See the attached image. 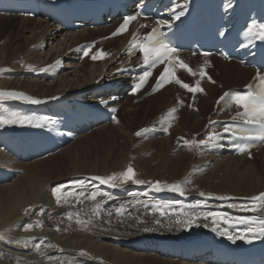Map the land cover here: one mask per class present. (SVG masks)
I'll return each instance as SVG.
<instances>
[{
  "label": "bare ground",
  "instance_id": "1",
  "mask_svg": "<svg viewBox=\"0 0 264 264\" xmlns=\"http://www.w3.org/2000/svg\"><path fill=\"white\" fill-rule=\"evenodd\" d=\"M13 19H18L20 22L0 27V40L6 38L0 47V69H3L0 71V91L23 93L26 97L41 102L44 99L82 88L101 76V70L106 67V62H89L88 59L83 58L79 64L73 65L71 55L65 54V51L69 45H76L108 34L109 32H104L107 28L80 30L68 35L62 30V39L56 40L61 31L56 24H48L46 20L37 17L0 15V21ZM28 30L31 31L30 36L22 37V42L16 43L15 40L21 33ZM2 34L6 35L2 36ZM121 39L108 40L104 43L105 47H115ZM44 45L50 47L42 54L40 50L44 48ZM58 57H64L63 69H58L59 66L53 67L45 73L51 78L42 79L46 82L40 81L39 69ZM212 58L211 72L206 75L201 85L203 91L194 107L190 108L189 103L185 104L186 89L181 86L177 89L180 110L184 111L183 115L180 114L178 129L173 128L167 137L152 138L154 140L148 143L149 147L152 144L159 153L164 154L165 151H170L176 155L181 154L175 160L178 172H171L167 176L164 175L167 172L160 173L158 177H153L152 174L147 176L145 171L149 170L147 161L150 159L146 160L144 153H148L149 149L143 146L137 151L129 149L117 155L114 153V157H111L114 163L109 165L107 164L108 156L102 158V167L99 169L97 164L86 171L79 169L75 165L78 153L71 151L73 150L71 147L90 135L79 136L75 142L63 146V149L47 157L44 156L47 155L50 147L36 156L25 151L17 152L10 157L0 150L1 181L17 172L21 173L17 178L13 177L12 182H3L0 185V237H2L0 238V264H203L198 261L185 262L175 257L162 256L157 252L137 250L132 243H137L136 239L142 236L176 240L192 239L208 232L216 223L228 221L224 217L217 219L214 224L211 216L203 215L206 214L205 212L191 210L188 206L175 209L169 204H164L158 207L149 202L148 192L181 193V191L170 190L168 187V185L179 184L183 194L204 193L206 196L228 198L253 197L264 189V148L257 151L262 161L261 165L256 160L247 159L253 153L239 157L226 155L217 163H211L213 167L206 169L208 171L210 168V171L206 173L204 171L203 175L200 174L197 177L192 176L193 171L190 169L196 171L198 165L205 160L212 162L213 157L206 159L200 156L198 144L186 145L188 152L177 148L178 144L184 143V140L197 141V138L191 136L201 131L212 119L211 113L217 97L226 89L244 86L253 74L252 69L242 67L233 61L223 62L216 57ZM73 68V72L83 73L80 84L75 81L71 83L67 78L73 72L61 73L65 69ZM177 77H182L181 81L186 84L194 81V78L183 68H180ZM46 79L51 82H47ZM173 95V89L169 87L148 98L147 101L143 100L137 106L132 104L131 96H126L120 102V109L125 106L123 119L128 122H123L124 125H122L123 123L119 120V111L115 121L95 131L93 140L103 142L109 140V137L113 139L117 137L129 144L128 147L132 146L130 145L132 141L134 144H140L141 138L134 135L136 130L155 121L158 114L169 108L175 102ZM19 102L32 104L31 100L23 98L6 96L0 99V116L9 118L15 114L17 117H25L24 114L18 113L15 107H11V103ZM25 107V111H28V108L33 109L30 106ZM27 120L30 122L0 124V129L19 133L20 131L31 132L40 127V118L34 120L33 117H29ZM115 122L118 124L114 125ZM48 126L47 123L41 128L47 132ZM115 126L118 132L114 131ZM190 132L191 134L188 135ZM174 133L181 135V139L173 138ZM38 137L42 138L43 135ZM9 139L13 138L5 136L4 142ZM37 141L38 139H32L34 145ZM19 143L20 141L13 139V145ZM60 156H66V161L71 165L64 177H42L32 169L40 162ZM132 156L136 157L133 159ZM36 157L43 158L40 159L41 161H33ZM129 165L134 169V179L144 183L117 180L116 186H112L111 183H101L99 179H96V177H108L114 173H121ZM1 169L12 171L3 172ZM219 173H222L221 177H218ZM188 177H190V184L186 185L189 182ZM216 179L218 184H214ZM157 181L160 182L159 187H153ZM78 182L83 183L81 185ZM142 185L147 186L146 192L139 190L140 193H136L135 190H128L130 186ZM58 188L60 189L58 194L61 195L59 203H57L56 195L53 194V190ZM112 190L122 191L123 195L113 197L110 195ZM93 193L97 194L95 200L90 199ZM118 209L120 211H117ZM189 218L192 219V223H188ZM29 225H31L30 228Z\"/></svg>",
  "mask_w": 264,
  "mask_h": 264
},
{
  "label": "snow or ice",
  "instance_id": "2",
  "mask_svg": "<svg viewBox=\"0 0 264 264\" xmlns=\"http://www.w3.org/2000/svg\"><path fill=\"white\" fill-rule=\"evenodd\" d=\"M134 19H136L135 16H126L124 18L123 23L119 26L117 31L113 33V35H116L122 31H126L127 26ZM248 35L259 38V39H264V24L257 26L255 22H253V24L249 26ZM133 48L140 49V51L143 53V62L146 65L154 66L158 62H164L165 60L168 61V63L165 64L164 70L160 73V76L157 77V87H162L165 82H170L172 79H175V82L177 84H180L181 87L187 89L190 92L203 91V89L199 87V81H197L195 87H192L189 84H186L182 82L181 80H179L178 78H176L174 67L171 65V58L173 57L175 50L163 39V34L159 32L158 27L153 28L151 32L147 33L143 37L142 42H141V39L134 33L132 40L129 42L128 51H131ZM87 54L88 52L86 51L85 55ZM104 55L105 53L98 50L97 53L92 56V58L98 59V58H102ZM176 60L181 68L188 71L193 76L197 75V71L193 70L183 60H180L178 57L176 58ZM57 63H59V61H57ZM207 64H208V61L205 60L204 65H201L198 69V74L201 78L207 75L205 71V65ZM44 70L45 69H40V71H44ZM0 71H3V69H0ZM150 75L151 73L149 71H145L144 74L140 77L139 83H137L135 87L133 88V91L138 90L146 82L147 78ZM209 79L211 78L209 77ZM254 79H258L260 81V87L257 91H248L242 94L236 93V94H231V95L233 97L234 103L238 106H241L244 109L243 113H237V115L249 117V119L247 120V123L258 124L261 129V134L264 135V75L257 73V76ZM246 87L251 88L252 86L248 85ZM229 95H230L229 92H225L224 96L220 97V100H223L224 97L229 96ZM6 96L15 97L18 99L19 98L28 99V100H31L32 103L40 102L31 97H26L23 93L0 91V99H3ZM175 111H176V108L170 109L169 115H171ZM18 122L25 123V122H30V121H28L27 118L25 117H17L15 116V114L9 118L0 116V124L18 123ZM210 123H212V121H210ZM141 131H146V129H143ZM165 131H167V129H165ZM225 131H228V129L225 128ZM140 134L141 132L136 133V135H140ZM218 138H219L218 134L213 133L209 139L216 140ZM205 143L206 142L203 140L199 142L184 140V144L186 145H197V144L203 145ZM240 151H244V149L241 148ZM134 177H135L134 169L131 167V165H129L121 173H118V174L114 173L113 175L108 176V177H96V179H99L101 183H111L112 186H116L115 181L117 180H120L123 182L132 180L135 183H144V181L136 180L134 179ZM78 183L82 185L83 182H78ZM159 184L160 182L157 181L155 182V184H153V187H159ZM168 187L170 188V190L181 191V194H183L182 190L180 189L179 184L168 185ZM59 192H60L59 188L53 190V194L56 195V198H57V203L61 201V195L58 194ZM96 195H97L96 193H93L90 199L95 200ZM201 195H204V193H201ZM251 199L253 201H260L264 199V193H260L259 196L252 197ZM117 211H120V210L118 209ZM203 215L211 216L213 218L214 224L217 219L224 218L223 214L216 213V212H210V213H206ZM192 222H193L192 219L189 218L188 223H192ZM227 222L250 225L239 236L228 234L227 230H225L224 233L222 234L228 235L229 240L234 241L236 239H241V240L255 239V238H258V236L264 235V219H260L259 221H253L247 217H237L234 220L230 218ZM28 227L30 228L31 225H29ZM213 230H215V228Z\"/></svg>",
  "mask_w": 264,
  "mask_h": 264
},
{
  "label": "rangeland",
  "instance_id": "3",
  "mask_svg": "<svg viewBox=\"0 0 264 264\" xmlns=\"http://www.w3.org/2000/svg\"><path fill=\"white\" fill-rule=\"evenodd\" d=\"M20 17H23V16H20ZM18 22H20V20H18V19H13L11 21H0V27L1 26H5L6 24H13V23L15 25ZM8 31L10 32V29H8ZM30 32L31 31H29V30L26 31V32H22L21 35L18 37V39L15 40L16 43H21L22 40H23L22 37H29L30 36ZM105 32H107V31H105ZM61 34H62L61 32L58 33V37L56 38V40L62 39L61 38ZM5 35L2 34V36H5ZM5 41H6L5 37L0 40V47L4 44ZM44 47H45V45H44ZM49 47L50 46L46 47V49L43 48L42 50H40V53L43 54V52L48 51ZM69 71L73 72L74 68L73 69H65L64 72H62V74H64V73L68 74ZM82 74L78 73V72L77 73L73 72L72 74H69L67 78L70 79L71 83H73L75 81L78 84H80L81 82H79V81L82 79V76H81ZM71 75H74V76H71ZM40 81L46 82V81H44L42 79H40ZM192 83L193 82L188 83V84L191 86ZM186 92H187V89H186ZM188 96H189V94L187 95V97ZM145 100L147 101L148 98L145 99ZM139 103L140 102H138V103L132 102V104L136 105V106ZM124 108H125V106L122 109L119 110L120 111L119 112V115H120L119 116V118H120L119 120H120L121 123H123V122L127 123L128 122L127 120L123 119V113H124L123 109ZM188 110H190V109L188 108ZM180 114L183 115L184 111L180 110L178 121L181 119L180 118ZM178 121L176 122V124H174L175 126L171 125V128H174L175 130L178 129V127H176L177 124H178ZM124 123L122 125H124ZM117 124H118V122L117 123L115 122L114 125H117ZM103 126H105V125H102V126L98 127L97 129H99V128L103 127ZM117 129H118L117 126H115L114 131L118 132ZM96 130L92 131L89 134H86V135H90V136L89 137L86 136V137L82 138L79 142H76L74 144V146L71 147V149H73L71 151H75V154L78 153V159L75 160V165L79 169H84L86 171L87 169L92 168L95 164H97V169H99V168L102 167V158L108 156V163L107 164L109 165V164L114 163V161L111 159V157H114L113 156L114 153L117 155L118 153H124L125 151H127L129 149H131V151H135V150L137 151L139 148H142V146H143V147L149 149L148 153H144V154H146L144 156L145 159L146 160L150 159V161H147V165H148V169L149 170L145 171V174H147V176L152 174L153 177H158L160 175V173L163 174L165 172H167V173L164 174V175L167 176L169 173H171V172L175 173L177 171V168H176V165H175V160H177L176 157H179V155H181V154L176 155V154H174V153H172L170 151H165V153L162 154V153L157 152L156 148L154 146H152V144L150 145L151 148L148 146L151 143V141H153L154 139H160V138H154V139H142V138L139 139V138H137V139L141 140V143L140 144H134V142L132 141V143L130 142V145H132V146L128 147L129 144L122 142L123 140L120 139V138L118 139L117 137H115L114 139H113V137H111V138L109 137V140H106V141H103V142L102 141L101 142L100 141H98V142L94 141L93 140L94 137H95L94 133H95ZM175 134L176 133H174L172 135V137L176 138L177 140H180L181 139V135H175ZM190 134H191V132L188 135H190ZM197 134H195V135L192 134L191 137L192 138H197ZM134 135H135V133H134ZM82 136H84V135H82ZM73 142H75V140ZM73 142H71V143H73ZM179 145H182V148H179ZM188 146H186V144H184V143H180V144H178L177 148L180 149V150L183 149L184 151L188 152V150H187ZM225 156H222L221 159H223V157H225ZM132 157L134 159L136 156H132ZM39 160L40 159L33 160V161H39ZM252 160H256L257 162H259L260 165L262 163V161L260 159V156H259V153L254 154ZM249 161H251V160H249ZM168 162H169V164H166ZM70 166L71 165H69L68 162L66 161V156H60V157H55L54 159H51V160H46V161L40 162V163L36 164L35 166H33L32 169L35 170V173H38L39 176H42V177L43 176H50V177L58 178V177H64V175H66V171L71 168ZM157 167H159V168L156 169ZM212 167H213V165L210 166V168H212ZM210 168H209L208 171H210ZM1 171L10 172L12 170L1 169ZM15 171H17V170H15ZM208 171H205V173L208 172ZM143 173L144 172H142V174ZM237 173H240V172H237ZM20 174L21 173L17 172L16 174L12 175L11 177L7 178L6 180L1 181L0 185L3 182H5V183L12 182V178L14 177V179H15ZM201 175H203V174H201ZM221 175H222V173H219L218 177H221ZM214 184H218V179H216L214 181ZM108 222H110V220Z\"/></svg>",
  "mask_w": 264,
  "mask_h": 264
}]
</instances>
